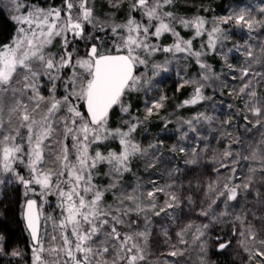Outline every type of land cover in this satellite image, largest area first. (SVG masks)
Instances as JSON below:
<instances>
[{"label": "snow or ice", "instance_id": "snow-or-ice-1", "mask_svg": "<svg viewBox=\"0 0 264 264\" xmlns=\"http://www.w3.org/2000/svg\"><path fill=\"white\" fill-rule=\"evenodd\" d=\"M125 3L127 14L118 22L115 13L100 19L95 14V0H0V11L7 6L15 25L11 37L0 41V185L22 186L21 212L30 237V264H147L153 220L161 215L169 218L181 205L179 197L170 191L174 184L160 187L150 180V190L144 192L139 185L124 186L123 178L132 172L138 158L147 157L145 167L153 172L157 164L172 165V160L159 151L162 141L142 148L134 136L166 98L145 101L143 120L133 115L132 104L125 101L132 93L152 90L154 79L169 71L165 65L149 64V58L158 52L197 57L203 74L200 80L185 82L192 84L193 93L182 105L210 100L202 89L219 76L199 59L206 55L203 49L223 56L225 66L236 72L223 50L228 39L226 27L234 22L246 28L250 37L257 28L264 30V19H255L247 9L214 18L209 24L201 15L178 16L165 11L173 0H109L113 9ZM260 13L264 16V8ZM177 25L190 29L192 38L184 39L176 31ZM166 34L173 37V43L164 47L159 40ZM201 36H206L207 42L194 51L193 40ZM57 40L59 48L53 51ZM256 47L259 53L246 41L228 50L244 57V66L238 70L240 87L229 93L241 97L244 107L237 117L241 121L236 125L239 135L223 133L224 137L231 136L232 142L221 153L216 171L223 169L231 175L218 187L208 185L213 196L218 194L209 209L219 207V203L228 208L241 193L264 205V191L259 190L264 189V138L252 144L244 140L245 136L251 139L254 129H264V98L256 91V85L264 86V44L257 42ZM257 64L261 70L253 68ZM229 78L237 79L226 76ZM226 107L235 111L231 104ZM115 108L128 119L122 120L120 127L110 128ZM213 120L200 113L181 122L193 134L194 143L188 149L173 147L171 151L184 154L185 165L199 162L197 145L205 139L198 135L195 125ZM222 124L231 128L234 121L227 119ZM260 135L264 137V133ZM186 136L187 132L181 138ZM110 139L118 140L119 151L100 150L99 146ZM241 164L247 169L242 177L237 174ZM101 166H107L102 173L108 181L106 186L96 183ZM180 171L176 166L167 174L173 178ZM160 194L166 196L163 204L157 203ZM49 195L57 197L55 215L42 211ZM106 196L112 197V203H106ZM228 214L225 211L221 216ZM200 215L209 218L215 213L201 210ZM261 221L264 217L257 222ZM240 222L244 227L238 234L243 237L241 243L250 253L249 259L258 258V264H264V238L247 217ZM207 228L194 223L181 228L176 233L177 245L167 255L185 254L189 240L184 236H190L191 244L203 255ZM163 235L167 240L166 230ZM230 243H219L218 250ZM6 255L17 258L19 264L25 253L6 251L0 235V258Z\"/></svg>", "mask_w": 264, "mask_h": 264}, {"label": "trees", "instance_id": "trees-1", "mask_svg": "<svg viewBox=\"0 0 264 264\" xmlns=\"http://www.w3.org/2000/svg\"><path fill=\"white\" fill-rule=\"evenodd\" d=\"M167 8L178 16L201 15L206 19H209L208 17L211 15L219 18L227 16L229 13H239L247 9L255 19H264L260 13V9L264 8V0H173V4ZM204 9L207 11H203ZM127 11V3L123 4L120 9H113L110 7L109 0H95V14L100 19L115 13L117 21L120 22ZM220 26L225 27L224 25ZM14 28L15 25L11 16L4 10L0 11V41L10 38ZM225 30L228 32V39L224 42L223 50L227 53V62L232 64L237 71L233 72L225 66L223 56L214 55L212 52L208 56L206 55V63L219 76V79L214 82L209 80L202 92L204 96L211 97L210 100L201 101L196 105H182V102L189 99L193 93L192 84L185 82L193 81L194 76H198L199 69L196 67V62L192 56L188 57L187 54H182L180 55L183 56L181 59H178V56L173 61L174 66L171 70L155 78V87L152 90L147 93L142 91L132 93L125 101L132 104L133 115L139 116L143 120L146 114L145 101L151 102V99L154 101L160 96L166 98L163 101V106L160 109H154L153 114L138 128L134 136L135 142H138L142 148H148L150 144L162 141L159 151L164 154L165 159L172 160V165L157 164L156 171L153 172L145 167L147 157L143 160L138 158L133 162L132 172L125 174L124 186L128 184L139 185L140 191L144 192L150 190L148 184L150 180L155 181L160 187L165 184H174L175 187L170 191H174L179 197L181 205L171 212L169 218L161 215V217L153 220L152 235L148 244L147 264H175L177 260L179 264H258V258L249 259L250 253L244 250L241 243L243 237L238 232L242 231L244 227L240 221L247 217L248 223L255 227L261 238H264V221L257 222L264 217V205L254 199L253 196L241 193L238 201L232 202L230 207L226 208L223 203L218 201L219 207L212 205V208L209 209V204L213 199H217L218 194L213 196L208 190V185L212 184L214 187H218L227 182L231 175L230 171L221 169L217 172L216 169L219 168L221 162V153L232 142L231 136L239 135L236 125L241 124V121L237 117L244 107L241 97L235 93L229 95L233 89L240 87L238 70L244 66V57L242 54L238 55L236 52H229L228 50L232 49L234 45L240 46L249 41L259 53L260 49L256 47L257 42L264 44V30L259 28L252 33L251 37L246 28H241L234 22L230 23ZM202 38L204 42L207 40L206 36ZM196 41L198 42L195 40V44L193 43L194 51L200 50L202 45L199 42L197 44ZM219 47L220 45H218ZM55 48H59L58 40L55 42ZM203 51L206 52V49ZM242 52L243 49H241ZM253 68L261 70L258 64L253 65ZM226 76H236L237 79H226ZM256 91L260 98H264V86L256 85ZM228 104L233 105L235 111L227 108L226 105ZM200 113L214 117V120L202 121L195 125L199 129L198 135L205 139L203 143L197 145L200 153L199 162L185 165L183 163L184 154L171 150L173 147L188 149L189 145L194 143L193 134L188 132L187 125L181 122L191 120ZM127 119L128 117L126 115L124 117L119 108H115L111 113L109 127L116 128L118 123ZM227 119L234 121L231 128L222 124ZM225 131L230 132L231 136L224 137ZM185 132H187V136L182 139V134ZM260 133H264V129H260V132H256L254 129L251 139L248 136L244 137L245 144L258 143L264 138ZM111 144L107 143L108 149L119 151L118 140ZM101 147L103 148V145ZM243 150V147L239 149L241 152ZM187 158L191 159L192 157L188 156ZM224 162L227 163V161ZM176 166L180 167L181 171L175 177L169 178L167 172ZM237 174L241 177L247 174V169L243 164L240 165ZM235 183H240V181L236 180ZM257 189H259V184ZM259 190L264 191V189ZM22 192V186L15 183L0 185V235L4 237L6 242V251L19 249L25 253V256L19 259V264H30L31 253L28 250L30 237L21 212L24 199ZM165 198V194H160L157 197V203L163 204ZM201 210L214 212L215 216L210 215L209 218H205L200 215ZM225 211L229 214L221 216V213ZM237 216L240 217V220L236 219ZM193 223L197 226L208 225L203 255L199 247L191 244V237L184 236V239L189 240V245L184 250L185 254L182 257L168 256L167 253L174 250L173 245L178 243L176 233L180 232L184 226ZM165 230L167 231V240L163 235ZM229 241L231 242L229 247L218 250L219 243ZM244 243L254 250L251 243L247 241ZM180 247L183 249V246ZM0 264H17V258L6 255L0 258Z\"/></svg>", "mask_w": 264, "mask_h": 264}, {"label": "rangeland", "instance_id": "rangeland-1", "mask_svg": "<svg viewBox=\"0 0 264 264\" xmlns=\"http://www.w3.org/2000/svg\"><path fill=\"white\" fill-rule=\"evenodd\" d=\"M3 10L5 11V12H7L10 16L12 15V13H11V11H10V9L7 7V6H4L3 7ZM165 11H170L169 10V8H166L165 9ZM209 19H207L208 20V22H209V24H211V22H212V20L214 19V18H218V17H216L215 15H211L210 17H208ZM102 19H105V18H102ZM221 27V26H220ZM176 31H178V32H180V35L182 36V37H184V39H190V38H192V36L194 35V33L190 30V29H185V28H183L182 26H179V25H177V27H176ZM203 36H201V37H196L194 40H193V43L195 44V40H198V42H199V44H203V43H206L207 42V40L204 42V40H203V38H202ZM198 42L196 41V43L198 44ZM201 42V43H200ZM173 43V37L172 36H170V35H165V36H163V37H161L160 38V40H159V44L161 45V46H164V47H167V46H169V45H171ZM194 44H192V48H193V46H194ZM206 49V55L208 56L209 55V53L211 52L209 49H207V48H205ZM53 51H55V50H57L55 47L52 49ZM200 50H201V47H200ZM180 55H182L181 53H177V54H175V56H173V54H171V53H164V52H158V53H156L154 56H152V57H150L149 58V64L150 65H152V64H162V65H165L166 67H168L169 68V70H171L172 68H173V64H174V60L178 57V59L180 58H182L183 56H180ZM186 55V54H185ZM206 55H203L202 57H200L199 59L201 60V62L202 63H206V61H205V58H206ZM193 58H194V60H195V62H196V60H197V57H195V56H192ZM167 62V63H166ZM196 67L197 68H199V66L197 65V63H196ZM198 76H194V80H200L201 79V76H202V70L199 68L198 69ZM155 80V79H154ZM153 82H155V81H153ZM205 88V87H204ZM203 90L204 89H202V92H203ZM143 93H144V91H142ZM46 94V93H45ZM151 101H153L152 99H151ZM124 117H125V115H124ZM121 123L122 122H120V123H118L117 124V127H120L121 126ZM126 130V129H125ZM113 141H116V140H112V139H110V140H108V141H104L99 147L100 148H102L101 146L103 145V148L102 149H100L101 151H104L105 149H108V147L106 146L107 145V143L108 144H111V143H113ZM105 144V145H104ZM112 145V144H111ZM109 150H111V149H109ZM107 170V166H101V168H100V172H101V175H99V176H97V179H96V183L97 184H99V185H101V186H106V184H107V178L106 177H104L103 175H102V173L104 172V171H106ZM24 174H26V171H25V173ZM58 201H57V197L56 196H54V195H49L48 197H46L45 198V202L43 203V205H42V211H43V214L44 215H55V204L57 203ZM106 203H112V197L111 196H106Z\"/></svg>", "mask_w": 264, "mask_h": 264}, {"label": "water", "instance_id": "water-1", "mask_svg": "<svg viewBox=\"0 0 264 264\" xmlns=\"http://www.w3.org/2000/svg\"><path fill=\"white\" fill-rule=\"evenodd\" d=\"M25 224H26V222H25Z\"/></svg>", "mask_w": 264, "mask_h": 264}]
</instances>
